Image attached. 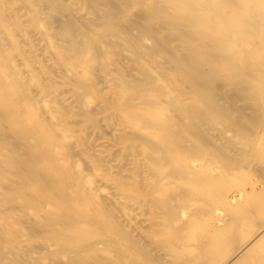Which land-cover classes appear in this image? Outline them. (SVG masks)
I'll list each match as a JSON object with an SVG mask.
<instances>
[{
    "label": "bare ground",
    "instance_id": "bare-ground-1",
    "mask_svg": "<svg viewBox=\"0 0 264 264\" xmlns=\"http://www.w3.org/2000/svg\"><path fill=\"white\" fill-rule=\"evenodd\" d=\"M0 264H264V0H0Z\"/></svg>",
    "mask_w": 264,
    "mask_h": 264
}]
</instances>
